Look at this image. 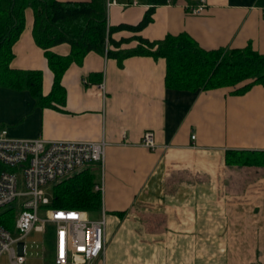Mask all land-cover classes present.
<instances>
[{
  "label": "crops",
  "instance_id": "obj_1",
  "mask_svg": "<svg viewBox=\"0 0 264 264\" xmlns=\"http://www.w3.org/2000/svg\"><path fill=\"white\" fill-rule=\"evenodd\" d=\"M196 1L157 6L144 28L118 29L112 38L133 48L139 37L185 32L205 50L249 46L264 53V0H207L192 14L188 6ZM104 8L108 28L136 25L148 5L116 0ZM33 21L28 7L9 65L41 71L47 95L53 73L34 42ZM51 50L66 56L70 45ZM165 73L162 57L119 63L90 51L63 73V103L41 107L27 90L0 87V128L16 138L105 139L102 168L88 166L97 183L103 180L106 219L104 252L92 264H264V165L226 162L227 151H264V86L235 92L246 80L181 90L166 86ZM146 131L154 133L155 150L141 143Z\"/></svg>",
  "mask_w": 264,
  "mask_h": 264
},
{
  "label": "trees",
  "instance_id": "obj_2",
  "mask_svg": "<svg viewBox=\"0 0 264 264\" xmlns=\"http://www.w3.org/2000/svg\"><path fill=\"white\" fill-rule=\"evenodd\" d=\"M148 8L136 25L120 24L106 27L104 0L58 1V0H0V87L27 90L41 107L58 100L63 103L61 78L71 62H80L90 51L106 54L120 63L133 55L162 57L166 61L165 84L181 90L212 89L233 86L250 80L235 92H244L254 84L264 86V53L251 47L234 49L201 48L187 33L167 34L163 39L150 41L139 37L133 48H120L121 41L112 38L118 29L139 31L152 21L157 6L173 0H145ZM33 11L32 36L44 51L49 69L53 73L52 88L42 94V72L11 68L12 44L24 28V11ZM68 43L70 52L58 55L51 47ZM106 43L113 47L105 50ZM228 164L264 165V151H227ZM0 168H3L0 164ZM96 172L86 166L81 170L52 184L49 208L79 209L89 218H98L101 213V194L94 189ZM17 207L12 205L0 211V225L14 229ZM52 225H47L44 234L51 237ZM48 241V250L53 256V246Z\"/></svg>",
  "mask_w": 264,
  "mask_h": 264
},
{
  "label": "built area",
  "instance_id": "obj_3",
  "mask_svg": "<svg viewBox=\"0 0 264 264\" xmlns=\"http://www.w3.org/2000/svg\"><path fill=\"white\" fill-rule=\"evenodd\" d=\"M207 0L188 6L192 14L204 11ZM116 0H105L108 9ZM108 45H105L107 50ZM104 91V84L99 83ZM192 138L195 136L192 135ZM142 145L155 150L152 131L142 135ZM105 139L97 141H58L42 137L16 138L0 128V211L17 207L13 231L0 225V259L6 264H24L26 244L23 239L32 231L44 233L52 225L54 264H92L104 252L106 219L104 213L89 218L79 209L49 208L47 189L65 177L91 164L102 168ZM103 193V180L94 185ZM0 264L1 261H0Z\"/></svg>",
  "mask_w": 264,
  "mask_h": 264
},
{
  "label": "rangeland",
  "instance_id": "obj_4",
  "mask_svg": "<svg viewBox=\"0 0 264 264\" xmlns=\"http://www.w3.org/2000/svg\"><path fill=\"white\" fill-rule=\"evenodd\" d=\"M47 190V196L50 198V190ZM51 231L53 235L54 229L52 228ZM47 239H49L50 245L53 246V241H50L51 237L48 238L46 237V234L37 231H32L28 236L23 239V242L26 244V260L24 264H54L53 256L50 254V250H48V252L46 251L47 248H49ZM0 261L2 264L7 263V257L5 254L1 257Z\"/></svg>",
  "mask_w": 264,
  "mask_h": 264
}]
</instances>
